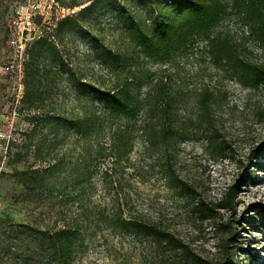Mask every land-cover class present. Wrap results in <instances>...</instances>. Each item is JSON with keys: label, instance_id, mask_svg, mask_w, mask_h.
<instances>
[{"label": "trees", "instance_id": "trees-1", "mask_svg": "<svg viewBox=\"0 0 264 264\" xmlns=\"http://www.w3.org/2000/svg\"><path fill=\"white\" fill-rule=\"evenodd\" d=\"M54 1L65 9L83 8L76 16L57 23L56 36L43 33L38 37L37 31L31 33L33 40L25 51L20 110L31 124L30 131L23 135L27 155L34 162L16 175L29 190L41 189L46 184L50 196L57 199V216L63 226L45 232L32 230V235L46 241L51 264H82L87 240L103 229L148 239L165 251L182 250V242L158 223L138 220L114 201H95L94 179H105L127 162L138 138H144L151 146L168 147L188 136L192 128L208 127L211 133L207 142L211 148L227 152L228 145L217 137L215 126L216 109L225 100V93L209 87L196 91V119L181 120L178 113L190 92L174 86L170 80L154 82L155 75L133 69L132 64L141 57L166 64L204 42L210 63L226 79L249 91L264 93V64L255 62L243 43L215 32L227 16L234 14L264 47V0ZM104 16L119 24L130 51L116 52L94 33L92 24L100 23ZM11 34L12 31L7 40ZM71 35L85 41L105 69L122 72L123 76H118L110 88L86 80L84 74L71 67L66 53L59 48ZM149 81L153 85L142 98L141 89ZM74 101L78 107H69ZM260 114L264 122V108ZM261 156L264 140L253 149L249 164ZM37 164L39 167L33 169ZM105 164L110 165L103 170ZM169 175L171 187L192 202L194 213L211 221L219 231L216 263L237 264L236 231L223 221L220 212L234 209V193H226L216 203L196 200L189 195L192 191L188 182L173 171ZM11 247L7 243L0 248V264L19 262ZM194 262L208 264L202 258Z\"/></svg>", "mask_w": 264, "mask_h": 264}, {"label": "rangeland", "instance_id": "rangeland-1", "mask_svg": "<svg viewBox=\"0 0 264 264\" xmlns=\"http://www.w3.org/2000/svg\"><path fill=\"white\" fill-rule=\"evenodd\" d=\"M34 2L39 9L31 13L26 0H0V132L5 138H0V248L12 244L11 251L19 261L12 264H51L46 241L41 236L34 237L31 231L45 232L63 225L57 216V199L50 196L46 184L41 189L29 190L16 175L30 168L34 160L27 155L23 134L30 131L31 124L20 110L18 86L1 70L14 52L7 44V35L12 31L18 38L24 36L25 30L32 29L37 34L56 36L57 23L76 16L83 8L65 9L51 0ZM92 25L94 33L102 37L108 48L120 53L130 51L129 42L115 19L104 16L100 23L95 21ZM215 32L243 43L249 56L264 64V47L250 35L237 15L227 16ZM204 46V42H198L189 52L166 64L141 57L132 68L155 75L154 82L170 80L174 86L190 92L178 113L181 120L196 119L199 113L196 91L209 87L225 93V100L216 109L215 126L217 137L228 145L227 152L223 154L211 148L207 142L211 133L208 127H194L188 136L168 147L151 146L144 138H138L127 162L113 169L105 179L101 176L94 179L95 201L102 204L114 201L126 214L158 223L180 240L184 248L165 251L148 239L103 229L87 240L82 264H195L196 258L217 264L219 231L211 221L194 213L192 202L171 187L170 171L188 182L192 191L189 195L196 200L216 203L226 193H234V209L220 211L223 221L236 231L234 262L264 264V156L248 162L253 149L264 140L260 114L264 93L249 91L226 79L210 63ZM59 48L66 53L71 67L92 83L110 88L118 76H123L122 72L105 69L85 41L75 35L65 39ZM152 85L149 81L143 86L142 98ZM76 104L74 101L69 107H78ZM17 154L24 157L19 159ZM109 165H103L102 169ZM38 167L37 164L33 169Z\"/></svg>", "mask_w": 264, "mask_h": 264}, {"label": "built area", "instance_id": "built-area-1", "mask_svg": "<svg viewBox=\"0 0 264 264\" xmlns=\"http://www.w3.org/2000/svg\"><path fill=\"white\" fill-rule=\"evenodd\" d=\"M28 2V5L31 9V13H35L38 11L39 6L36 5L34 0H26ZM52 3H55L54 0H51ZM30 24L31 19H30ZM25 30L24 36L16 38L15 34L12 32V34L9 36L7 40L8 46L14 50L12 53L7 57V61L3 64L1 70L4 75L10 78L11 81H13L17 86H18V96H17V101L20 102L23 92H24V87L22 84L23 80V65L26 60V46L29 42L33 40L32 38V29L30 31ZM26 34V35H25ZM41 35L37 34L39 37ZM0 138L3 140L4 135L2 132H0Z\"/></svg>", "mask_w": 264, "mask_h": 264}]
</instances>
